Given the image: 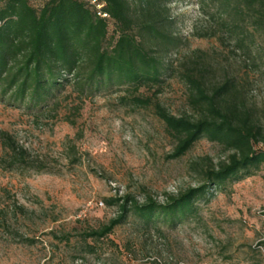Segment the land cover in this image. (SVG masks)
I'll use <instances>...</instances> for the list:
<instances>
[{"label": "rangeland", "instance_id": "rangeland-1", "mask_svg": "<svg viewBox=\"0 0 264 264\" xmlns=\"http://www.w3.org/2000/svg\"><path fill=\"white\" fill-rule=\"evenodd\" d=\"M263 12L237 17L215 0H173L178 43L163 55L160 85L138 92L151 97L148 106L132 103L126 86L83 93L73 83L41 112L0 99V132L29 161L0 164V264H264V163L211 187L179 221L131 211L109 235L86 236L116 217L126 197L166 204L202 185L205 171L233 153L204 136L171 157L177 138L156 104L199 117L185 73L208 86L234 77L264 131ZM10 149L0 142V163Z\"/></svg>", "mask_w": 264, "mask_h": 264}, {"label": "trees", "instance_id": "trees-1", "mask_svg": "<svg viewBox=\"0 0 264 264\" xmlns=\"http://www.w3.org/2000/svg\"><path fill=\"white\" fill-rule=\"evenodd\" d=\"M0 0V99L15 107L38 112L57 105V95L73 83L83 93L126 86L131 102L148 106L151 97L138 94L143 86H159L164 72L163 55L178 43L170 30L173 0H98L101 16L91 0ZM222 12L240 17L247 9H264V0H215ZM134 5V6H133ZM264 22V12L258 16ZM189 101L199 117L176 116L156 104L157 113L177 138L172 158L185 155L202 137L223 143L233 153L227 161L205 171L202 185L191 187L168 203L153 198L140 204L128 196L119 214L87 237L103 238L122 224L131 211L147 219L164 215L179 221L195 210V202L211 187L264 163V131L246 106L243 88L227 79L208 86L202 75L187 72ZM122 98L126 99L125 96ZM0 142L11 146L6 168L28 165L26 152L0 132ZM119 202V200H116ZM115 202V201H114Z\"/></svg>", "mask_w": 264, "mask_h": 264}, {"label": "built area", "instance_id": "built-area-1", "mask_svg": "<svg viewBox=\"0 0 264 264\" xmlns=\"http://www.w3.org/2000/svg\"><path fill=\"white\" fill-rule=\"evenodd\" d=\"M91 2L93 3V4H96V7H97V9H98V13L101 15V16H103V17H108V14L106 13V12H104V11H102V8H103V6H104V4L103 3H100L98 0H91Z\"/></svg>", "mask_w": 264, "mask_h": 264}]
</instances>
